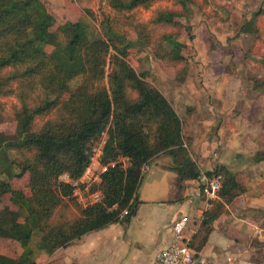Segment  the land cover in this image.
Returning a JSON list of instances; mask_svg holds the SVG:
<instances>
[{"label":"trees","instance_id":"1","mask_svg":"<svg viewBox=\"0 0 264 264\" xmlns=\"http://www.w3.org/2000/svg\"><path fill=\"white\" fill-rule=\"evenodd\" d=\"M101 1L125 17L129 30L158 60L176 70L177 81H186L191 57L181 36L186 30L190 42L195 38L180 19H188L197 0H166L174 7L156 9L148 21L138 20L135 12L161 0ZM52 12L45 0H0V125H17L14 135L0 133V203L5 196L11 201L10 207L0 209V239L21 247L14 257L0 255V264H36V250L53 254L89 233L128 221L137 207L142 170L161 154L174 158L180 183L198 181L202 175L189 159L191 140L183 135L178 113L148 75L131 65L136 43L118 33L109 16L103 20L107 38L92 40L79 21L57 26ZM262 16L264 9L251 13L241 29L254 35L253 48L263 38ZM253 56L252 50L243 60ZM259 60L264 66V53ZM252 84L264 97V78ZM6 98L16 100L10 110L1 100ZM104 132L101 163L108 169L93 190L102 191L105 199L82 209L72 187L60 177L82 176L90 164V144ZM120 157L131 159L127 171L111 166ZM207 175L221 176L222 187L191 239L197 254L227 206L246 192L229 168ZM27 176L29 194L12 183ZM125 211L128 215L122 219Z\"/></svg>","mask_w":264,"mask_h":264},{"label":"crops","instance_id":"2","mask_svg":"<svg viewBox=\"0 0 264 264\" xmlns=\"http://www.w3.org/2000/svg\"><path fill=\"white\" fill-rule=\"evenodd\" d=\"M196 42L199 56H207L209 50H202ZM245 67L261 73L257 78H264V68L259 64L248 61ZM201 68L207 72L216 69L210 63L201 64ZM217 72V79L208 83L211 98L190 83L179 91L174 89L175 104L165 96L174 109L179 102L186 108L201 104L191 115H180L175 109L183 122L184 137L191 140L189 159L198 165L201 173L226 167L246 188L245 194L227 206V212L215 222L214 232L199 256L208 264H264V115H253L264 100L261 97L259 101L250 97L243 100L237 92L228 96L225 81L231 84L240 81L234 77L223 80L221 70ZM255 102L258 106H254ZM174 167V158L169 154H161L150 162L137 192V207L128 221L89 233L53 254L39 250L33 254L32 261L36 264H154L157 253L171 243L174 223L183 216L191 219L186 231L191 240L209 208V201L201 195L198 181L180 183ZM0 247L12 253L9 257L16 256L21 249L18 243L2 238Z\"/></svg>","mask_w":264,"mask_h":264},{"label":"rangeland","instance_id":"3","mask_svg":"<svg viewBox=\"0 0 264 264\" xmlns=\"http://www.w3.org/2000/svg\"><path fill=\"white\" fill-rule=\"evenodd\" d=\"M53 8V15L57 19V26L65 24L68 21H79L86 28L87 34L90 39L107 38V26L103 24L104 16H109L112 20L115 30L120 34H125L127 39L136 43L130 51L129 61L134 69L139 73H146L147 80L159 89L164 96L169 98L173 104L174 102V89L178 91L183 88L186 83L194 84L201 88L202 94L205 97H212L209 94L210 89L208 83L217 79L218 72L221 70V75L228 80L230 77L238 84H231L230 81H225L227 85V95L232 96L237 92L239 97L243 100H248L249 97L253 101H259L263 98L260 96V91L252 89V83L257 78L256 76L261 73L251 71L250 68L245 67L246 63H256L264 68L260 62V56L264 53V16L260 18V30L262 40L256 42L253 48L254 35L242 32V27L248 21V16L251 13L264 9V0H197V6H190V15L188 19H180L184 25L191 28L190 35H193V42H190L189 34L186 30L183 31L181 41L188 45L185 53L191 58L190 73L184 83H180L176 78V70L167 67L163 62L158 60L152 48L143 46L137 39L136 35L129 30L127 21L123 15H120L110 10L105 3L101 0H45ZM173 8L174 5L166 0L158 1L151 9H139L135 12L136 18L140 21H148L154 15L156 9L159 8ZM56 29V27L54 28ZM195 42L200 44V47L209 50V54L199 56V51L195 47ZM253 50V57L243 60L245 53ZM201 51V50H200ZM208 52V51H207ZM215 65L213 70H201V64ZM255 65V64H252ZM224 70L228 71L223 73ZM234 71L231 73L230 71ZM230 72V74H229ZM207 75V78L205 77ZM232 75V76H231ZM213 86V85H212ZM188 90V88H187ZM250 91V94H249ZM250 95V96H249ZM261 97V98H260ZM208 100V98H206ZM10 107L16 103L13 98L1 99ZM177 100V98H176ZM192 104L187 108L179 102L175 108L180 115H191L198 106ZM258 111H253V115H264V102H259ZM256 105V102L254 106ZM175 106V105H174ZM230 110L231 107H228ZM238 107H236L237 110ZM238 114V111L234 110ZM17 130L15 123H5L0 125V133L6 135H14ZM7 165L5 164V167ZM13 186L15 189L24 190L29 194L27 187L28 176L23 179H14ZM10 196H5L0 203V209L10 207ZM39 250H36L37 252ZM0 254L11 256L12 253L4 251L0 247Z\"/></svg>","mask_w":264,"mask_h":264},{"label":"built area","instance_id":"4","mask_svg":"<svg viewBox=\"0 0 264 264\" xmlns=\"http://www.w3.org/2000/svg\"><path fill=\"white\" fill-rule=\"evenodd\" d=\"M107 141V132L101 135V138L90 144V164L78 180H73L68 174H63L60 181L70 185L73 189V196L77 204L82 209H87L104 202L105 195L98 188L102 175L107 171L108 166L103 165L101 160L104 156V148ZM132 165L129 157H120L111 166H118L121 170L127 171ZM149 166L143 168V172L147 171ZM201 195L210 201L217 199L222 187V177H209L202 174L198 180ZM128 215L125 211L122 219ZM191 223V219L187 216L179 218L173 226V236L170 245L160 250L154 264H208L204 259L200 258L190 246L191 240L187 238L186 231Z\"/></svg>","mask_w":264,"mask_h":264}]
</instances>
